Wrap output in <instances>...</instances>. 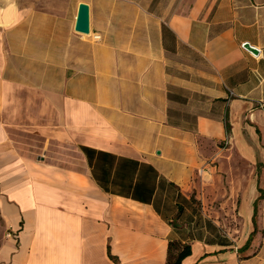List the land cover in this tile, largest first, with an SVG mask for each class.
Wrapping results in <instances>:
<instances>
[{
    "label": "crops",
    "instance_id": "crops-1",
    "mask_svg": "<svg viewBox=\"0 0 264 264\" xmlns=\"http://www.w3.org/2000/svg\"><path fill=\"white\" fill-rule=\"evenodd\" d=\"M0 218V264H264V0H0Z\"/></svg>",
    "mask_w": 264,
    "mask_h": 264
},
{
    "label": "rangeland",
    "instance_id": "rangeland-1",
    "mask_svg": "<svg viewBox=\"0 0 264 264\" xmlns=\"http://www.w3.org/2000/svg\"><path fill=\"white\" fill-rule=\"evenodd\" d=\"M15 135L19 142L23 144L22 149L28 150L34 160L39 156L42 158V161L46 160L49 164L57 165L65 170L75 168L81 170L80 163L72 150L63 149L56 144H50L46 148H43L41 142L33 137V135L22 132H17ZM6 240V228L0 218V247Z\"/></svg>",
    "mask_w": 264,
    "mask_h": 264
},
{
    "label": "trees",
    "instance_id": "trees-1",
    "mask_svg": "<svg viewBox=\"0 0 264 264\" xmlns=\"http://www.w3.org/2000/svg\"><path fill=\"white\" fill-rule=\"evenodd\" d=\"M227 128V127H226ZM191 253L189 245H183L180 242H169L167 247L166 264H181L182 260ZM109 259L114 264H120L117 257L108 252Z\"/></svg>",
    "mask_w": 264,
    "mask_h": 264
},
{
    "label": "water",
    "instance_id": "water-1",
    "mask_svg": "<svg viewBox=\"0 0 264 264\" xmlns=\"http://www.w3.org/2000/svg\"><path fill=\"white\" fill-rule=\"evenodd\" d=\"M75 32L89 35L90 34V27H89V7L85 4H80L78 7V13L76 17ZM243 48L253 54H257L258 52L249 46L248 44H244Z\"/></svg>",
    "mask_w": 264,
    "mask_h": 264
},
{
    "label": "built area",
    "instance_id": "built-area-1",
    "mask_svg": "<svg viewBox=\"0 0 264 264\" xmlns=\"http://www.w3.org/2000/svg\"><path fill=\"white\" fill-rule=\"evenodd\" d=\"M93 39H94L95 41H98V40L100 39V36H99V35H94V36H93Z\"/></svg>",
    "mask_w": 264,
    "mask_h": 264
}]
</instances>
